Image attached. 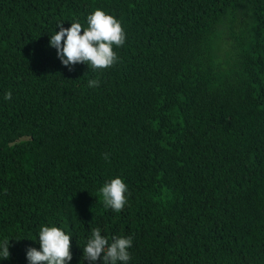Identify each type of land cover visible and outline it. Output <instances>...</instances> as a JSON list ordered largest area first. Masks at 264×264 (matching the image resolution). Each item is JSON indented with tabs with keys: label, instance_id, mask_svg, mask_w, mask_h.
<instances>
[{
	"label": "trees",
	"instance_id": "16d2710c",
	"mask_svg": "<svg viewBox=\"0 0 264 264\" xmlns=\"http://www.w3.org/2000/svg\"><path fill=\"white\" fill-rule=\"evenodd\" d=\"M96 9L118 60L69 71L49 36ZM42 226L69 264L96 227L132 236L128 264H264V0H0V264H29Z\"/></svg>",
	"mask_w": 264,
	"mask_h": 264
},
{
	"label": "clouds",
	"instance_id": "9594fccd",
	"mask_svg": "<svg viewBox=\"0 0 264 264\" xmlns=\"http://www.w3.org/2000/svg\"><path fill=\"white\" fill-rule=\"evenodd\" d=\"M86 23L83 27L79 22H72L68 28L63 27V23L58 24L59 31L49 36V46L56 49L58 58L69 71L77 64H85L93 71L112 67L118 60L114 47H122L126 40L121 23L101 9L89 14ZM88 86L98 87L99 80H89ZM11 95L7 92L4 98L10 100ZM104 158L108 159L107 153ZM127 191V185L119 177L106 182L99 190L104 206L115 212L122 211L127 204ZM71 237L59 227L42 226L38 233L39 250L30 247L26 251L29 264H69L72 260ZM9 241L6 238L0 243V259L10 257ZM132 241V236H113L110 241L101 234L99 227L93 228L83 247V261L128 264Z\"/></svg>",
	"mask_w": 264,
	"mask_h": 264
}]
</instances>
